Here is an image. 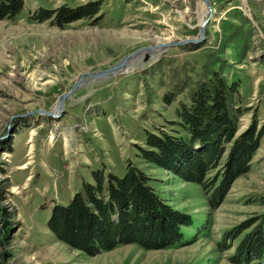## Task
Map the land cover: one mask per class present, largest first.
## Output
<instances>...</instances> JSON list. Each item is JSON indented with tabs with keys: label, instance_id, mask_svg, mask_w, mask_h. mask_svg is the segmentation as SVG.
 <instances>
[{
	"label": "rangeland",
	"instance_id": "rangeland-1",
	"mask_svg": "<svg viewBox=\"0 0 264 264\" xmlns=\"http://www.w3.org/2000/svg\"><path fill=\"white\" fill-rule=\"evenodd\" d=\"M91 1L99 3L96 14L62 27L31 17L38 8ZM208 3L24 0L15 18L0 20V264H237L241 235L231 232L264 212V134L249 170L215 207L202 185L146 162L140 151L147 132L186 136L176 109L213 71L238 83L230 104L237 133L264 125V0ZM203 21L199 41L162 46L199 38ZM133 53L125 72L90 75ZM127 161L191 216L180 242L118 244L91 255L57 239L47 226L53 204H67L94 170L124 175ZM221 171L206 176L216 180Z\"/></svg>",
	"mask_w": 264,
	"mask_h": 264
},
{
	"label": "trees",
	"instance_id": "trees-1",
	"mask_svg": "<svg viewBox=\"0 0 264 264\" xmlns=\"http://www.w3.org/2000/svg\"><path fill=\"white\" fill-rule=\"evenodd\" d=\"M23 4L24 0H0V20L15 18ZM98 10L99 3L91 1L75 7L38 8L31 17L38 21L50 19L62 27ZM237 87V82H228L213 71L209 78L196 83L189 103L180 102L176 109L186 136L147 132L146 148H140L146 162L202 185L212 207L230 183L249 170L264 134V125L257 128L256 121L237 133V118L230 106ZM168 98L166 102L171 100ZM218 166L222 171L216 180L206 176L212 169L220 171ZM92 177V182H82L67 204L54 203L47 219L57 239L88 254L128 243L168 248L180 242L182 228L192 222L189 214L167 204L149 184L150 177L131 161H127L122 176L102 168L92 171ZM231 233L241 235L234 257L237 264H264V212L245 219Z\"/></svg>",
	"mask_w": 264,
	"mask_h": 264
},
{
	"label": "water",
	"instance_id": "water-1",
	"mask_svg": "<svg viewBox=\"0 0 264 264\" xmlns=\"http://www.w3.org/2000/svg\"><path fill=\"white\" fill-rule=\"evenodd\" d=\"M205 1V3H206V5L208 6V9H209V0H204ZM209 13H210V10H209ZM203 24H204V21L201 23V25H200V33H201V35H200V37L199 38H197V39H190V40H183V41H180V42H175V43H171V44H163L162 46L163 47H167V46H169V45H178V44H183V43H187V42H190V41H192V42H197V41H199L201 38H202V34H203ZM134 54H136V53H133V54H130V55H128V56H126L123 60H121L118 64H116V65H114V66H112L110 69H108V70H103V71H99V72H96V73H94V74H90V75H104V74H109V73H111V72H115L117 69L116 68H118V67H120V66H124L125 65V63H126V61L130 58V57H132ZM117 71H119V70H117ZM82 74H80L79 75V77L77 78V80L75 81V83L72 85V87H71V89L67 92V93H65V94H63V95H61L60 96V98H59V104H60V106L62 105V103H63V101H64V99L65 98H67L69 95H71L74 91H75V89L77 88V87H79L80 86V84H81V79H82ZM49 113V112H48ZM51 114V113H50Z\"/></svg>",
	"mask_w": 264,
	"mask_h": 264
},
{
	"label": "bare ground",
	"instance_id": "bare-ground-1",
	"mask_svg": "<svg viewBox=\"0 0 264 264\" xmlns=\"http://www.w3.org/2000/svg\"><path fill=\"white\" fill-rule=\"evenodd\" d=\"M202 21V20H201ZM156 51V50H155ZM154 52V51H153ZM151 53V52H150ZM125 66V65H124ZM124 66H120V67H118V68H116L117 70H119L120 68H123L122 70L125 72L126 71V67L124 68ZM129 67V66H128ZM57 105V104H56ZM55 108H56V106H55Z\"/></svg>",
	"mask_w": 264,
	"mask_h": 264
}]
</instances>
